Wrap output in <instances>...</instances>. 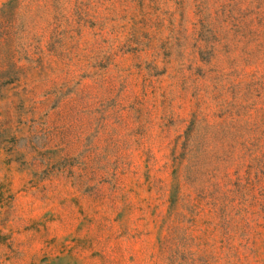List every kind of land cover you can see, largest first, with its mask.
Wrapping results in <instances>:
<instances>
[{"label":"rangeland","instance_id":"obj_1","mask_svg":"<svg viewBox=\"0 0 264 264\" xmlns=\"http://www.w3.org/2000/svg\"><path fill=\"white\" fill-rule=\"evenodd\" d=\"M0 264H264V0H0Z\"/></svg>","mask_w":264,"mask_h":264}]
</instances>
